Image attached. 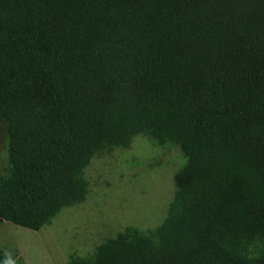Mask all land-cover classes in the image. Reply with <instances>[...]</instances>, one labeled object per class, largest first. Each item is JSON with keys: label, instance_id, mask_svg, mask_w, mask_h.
Returning <instances> with one entry per match:
<instances>
[{"label": "trees", "instance_id": "trees-1", "mask_svg": "<svg viewBox=\"0 0 264 264\" xmlns=\"http://www.w3.org/2000/svg\"><path fill=\"white\" fill-rule=\"evenodd\" d=\"M0 119V220L33 230L138 134L184 158L159 225L64 264H264V0H0Z\"/></svg>", "mask_w": 264, "mask_h": 264}, {"label": "rangeland", "instance_id": "rangeland-1", "mask_svg": "<svg viewBox=\"0 0 264 264\" xmlns=\"http://www.w3.org/2000/svg\"><path fill=\"white\" fill-rule=\"evenodd\" d=\"M177 147L154 145L138 134L130 146L114 147L85 170L86 198L63 208L39 230L0 220V246L10 264H64L71 254L87 255L126 226L154 228L164 219L183 163ZM7 162V128L0 119V173Z\"/></svg>", "mask_w": 264, "mask_h": 264}]
</instances>
